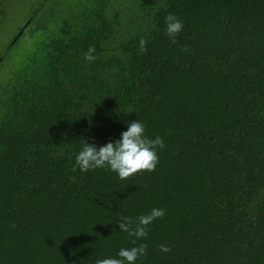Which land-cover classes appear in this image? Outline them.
Masks as SVG:
<instances>
[{"label": "trees", "instance_id": "trees-1", "mask_svg": "<svg viewBox=\"0 0 264 264\" xmlns=\"http://www.w3.org/2000/svg\"><path fill=\"white\" fill-rule=\"evenodd\" d=\"M33 1L0 54V264H95L141 243L137 264H264V0ZM136 119L165 140L155 171L79 170L83 138ZM153 207L166 215L145 240L119 231Z\"/></svg>", "mask_w": 264, "mask_h": 264}, {"label": "clouds", "instance_id": "clouds-1", "mask_svg": "<svg viewBox=\"0 0 264 264\" xmlns=\"http://www.w3.org/2000/svg\"><path fill=\"white\" fill-rule=\"evenodd\" d=\"M165 32L172 43L184 30L183 21L174 14L165 17ZM139 50L146 52V41H139ZM95 48L90 47L86 59L91 62L96 59ZM127 129L119 139L97 146L95 142L84 140L80 151L75 156V164L81 172L96 169H108L115 173L119 179L126 180L141 172L155 171L159 163V151L165 148V140L161 136L150 137L147 135L146 125L139 119L125 121ZM166 215L163 208L153 207L147 214H142L133 219L121 216L119 231L128 233L135 241L147 238L148 226L157 219ZM160 251L169 253L171 248L165 244L160 245ZM148 254V247L141 243L129 248H120L115 257L98 258L95 264H137V261Z\"/></svg>", "mask_w": 264, "mask_h": 264}, {"label": "rangeland", "instance_id": "rangeland-1", "mask_svg": "<svg viewBox=\"0 0 264 264\" xmlns=\"http://www.w3.org/2000/svg\"><path fill=\"white\" fill-rule=\"evenodd\" d=\"M33 4V0H0V16H6V23L0 25V54L30 15Z\"/></svg>", "mask_w": 264, "mask_h": 264}, {"label": "water", "instance_id": "water-1", "mask_svg": "<svg viewBox=\"0 0 264 264\" xmlns=\"http://www.w3.org/2000/svg\"><path fill=\"white\" fill-rule=\"evenodd\" d=\"M29 24H30V21H28V22L25 24V26H24L22 32H20V33L18 34L17 38L13 41V43L11 44V46L14 45V43H15V42L17 41V39L22 35V33H23V32L25 31V29L29 26Z\"/></svg>", "mask_w": 264, "mask_h": 264}]
</instances>
